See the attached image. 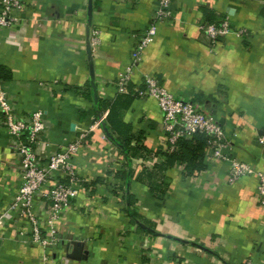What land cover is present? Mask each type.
Returning <instances> with one entry per match:
<instances>
[{"label":"crops","instance_id":"crops-1","mask_svg":"<svg viewBox=\"0 0 264 264\" xmlns=\"http://www.w3.org/2000/svg\"><path fill=\"white\" fill-rule=\"evenodd\" d=\"M23 1V20L0 28V81L9 102L23 116L42 110L41 164L51 150H64L87 133L71 159L81 182L56 222L59 241L50 264L262 261L264 204L253 176L228 183L229 163L211 159L204 148L202 170L188 173L185 163L169 160L152 98L133 97L123 110V122L138 136L128 153L104 120L96 124L107 112L96 102L106 107L116 99L115 80L131 64L135 37L148 26L157 0H91L90 18L89 0ZM171 10L172 19L158 25L134 65L131 88L145 75L156 76L174 96L221 123L227 151L263 169L264 0H172ZM207 16L227 18L243 35L231 32L212 45L199 28ZM89 20V35L97 32L94 87L86 53ZM9 141L0 123V210L20 183ZM34 212L42 221L48 213L38 195ZM26 227L16 212L0 226V264H40L41 249L18 242V230Z\"/></svg>","mask_w":264,"mask_h":264},{"label":"built area","instance_id":"built-area-1","mask_svg":"<svg viewBox=\"0 0 264 264\" xmlns=\"http://www.w3.org/2000/svg\"><path fill=\"white\" fill-rule=\"evenodd\" d=\"M171 1L157 0L148 26L135 37L131 52L132 62L118 74L115 80L117 94L127 93L131 89L134 65L140 61L146 47L154 41L158 25L172 19ZM24 9L23 0H0V28L20 23L23 17L19 13ZM199 28L212 45L231 32L238 36L243 35L242 30L233 31L227 18L217 22L203 21ZM96 35L97 32L89 35L91 47L97 40ZM134 89L138 97L152 98L156 102L167 135V152L175 151L180 139H189L196 133H202L205 136L204 150L209 157L229 163L227 182L233 183L241 177L253 176L256 179V195L264 204V168L255 169L226 150L229 140L223 126L213 115L200 111L192 101L177 98L153 75H145L140 86ZM106 113H102L97 125L104 120ZM0 123L10 136L8 147L17 157L16 168L20 180L10 205L0 210V226L12 217L13 212L26 219V229L22 228L17 232L18 242L40 248L42 252L39 263L50 264L54 256V246L59 241L56 222L71 203L76 193L75 186L81 182L71 159L78 146L85 140L87 133H81L69 142L64 150H51L46 156L45 164H41L37 147L42 144L39 135L45 129L42 110L35 108L25 116L16 112L9 102L1 81ZM258 142L264 146V135L258 137ZM36 195L40 197L42 205L48 212L43 221L34 212ZM245 264H264V259L258 263L249 260Z\"/></svg>","mask_w":264,"mask_h":264},{"label":"trees","instance_id":"trees-1","mask_svg":"<svg viewBox=\"0 0 264 264\" xmlns=\"http://www.w3.org/2000/svg\"><path fill=\"white\" fill-rule=\"evenodd\" d=\"M206 22H214L210 16H207ZM1 69V68H0ZM5 79V76L0 73V80ZM138 93L134 88H131L127 93H119L112 102H108L107 106L102 107V104L97 100L96 107L102 111L107 109L106 122L107 129L119 144L122 145L125 152L130 151V142L134 137H138L131 133L130 125L122 120L123 110L128 106L133 97H137ZM104 108V109H102ZM115 135V136H114ZM205 146V136L202 133H196L189 139H180L177 143V149L173 152H165L166 157L171 161L185 163V168L188 173L199 171L204 168L203 148ZM147 151L145 147H142ZM132 156L136 155V149H133Z\"/></svg>","mask_w":264,"mask_h":264},{"label":"water","instance_id":"water-1","mask_svg":"<svg viewBox=\"0 0 264 264\" xmlns=\"http://www.w3.org/2000/svg\"><path fill=\"white\" fill-rule=\"evenodd\" d=\"M91 10H92V5H91V0L88 1V6H87V15H88V18H90L91 16ZM89 25H90V20L88 21V25H87V29H88V32H87V45H86V53H87V57H88V66H89V76H90V81H91V84H92V87H94V83H93V80H94V73H93V62H92V58H91V46H90V43H89ZM96 96V94H95ZM74 244H80V242H76V241H73ZM67 257H69V255H66Z\"/></svg>","mask_w":264,"mask_h":264}]
</instances>
